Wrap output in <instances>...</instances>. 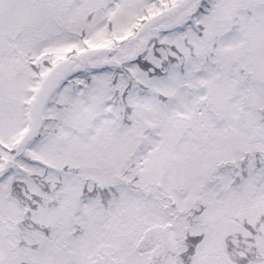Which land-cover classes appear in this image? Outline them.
<instances>
[{"label":"snow or ice","instance_id":"6c2138e0","mask_svg":"<svg viewBox=\"0 0 264 264\" xmlns=\"http://www.w3.org/2000/svg\"><path fill=\"white\" fill-rule=\"evenodd\" d=\"M0 264H264V0H0Z\"/></svg>","mask_w":264,"mask_h":264}]
</instances>
